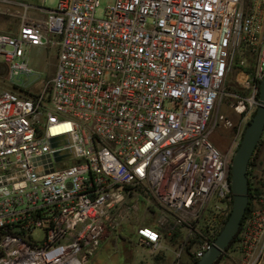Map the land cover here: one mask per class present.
Wrapping results in <instances>:
<instances>
[{
	"label": "built area",
	"instance_id": "2783aa9c",
	"mask_svg": "<svg viewBox=\"0 0 264 264\" xmlns=\"http://www.w3.org/2000/svg\"><path fill=\"white\" fill-rule=\"evenodd\" d=\"M98 5L57 0L0 32L17 86L34 74L30 50L57 46L37 95L0 88V264H87L140 207L151 223L133 226L138 243L175 235L198 259L231 210L234 150L210 140L212 115L228 75L250 93L236 110L258 105L264 0H113L96 17ZM63 134L70 141L52 147ZM243 231L250 255H264V207Z\"/></svg>",
	"mask_w": 264,
	"mask_h": 264
},
{
	"label": "rangeland",
	"instance_id": "374dc122",
	"mask_svg": "<svg viewBox=\"0 0 264 264\" xmlns=\"http://www.w3.org/2000/svg\"><path fill=\"white\" fill-rule=\"evenodd\" d=\"M20 1L49 8H55L57 4V0ZM112 2L113 0H99L96 17H101L104 7ZM0 7H4L1 2ZM16 8L19 7L16 6ZM8 19L9 18L5 20L7 22L5 24H8L7 26L11 28L4 29L1 33H13L9 32V30H14L15 27L11 25V20L9 21ZM29 55V65L33 68L34 74L30 77H20L18 81L21 82V84L18 86L8 82L6 79L7 67L0 63V88H10L17 91L19 95L25 97H33L41 91V81L48 80L55 72L57 46L50 44L47 47L32 48ZM222 90L223 92L212 115V122H216L214 125L212 123L209 138L221 151L226 152L228 150H234L235 152L242 136L241 130L244 129L256 108L252 112H245L248 118H245V113L241 114L236 110L239 96L247 97L250 94L247 90L243 89L237 80L236 74L227 76L223 83ZM220 116L223 118H220ZM226 120L230 121L231 125L227 124ZM250 172L251 181L253 183L256 182L260 188L259 192H255L257 198L252 199L251 207L252 210L254 208L262 209L264 207V132L258 142L254 157L252 158ZM150 223L151 220L145 216L141 207L137 213L134 211L126 213L121 231L125 233V237L128 238L129 242L127 240L123 241L121 238L103 240L98 249L99 251H96V255L90 259L91 261L89 264H128L129 260L124 249H139L133 237L135 234L131 232L133 226ZM35 235L36 237H40L41 233L36 232ZM239 237L240 240L233 243L216 264H264V255H259L257 258H254L250 255L252 249H248V246L244 247V242H242L245 238L244 231L239 234ZM123 243L125 244L123 245ZM191 250L182 249V252L188 254V261L186 262L183 259H178L175 264H190L192 260Z\"/></svg>",
	"mask_w": 264,
	"mask_h": 264
},
{
	"label": "water",
	"instance_id": "95a60500",
	"mask_svg": "<svg viewBox=\"0 0 264 264\" xmlns=\"http://www.w3.org/2000/svg\"><path fill=\"white\" fill-rule=\"evenodd\" d=\"M264 132V75L259 83L258 105L250 120L244 127L240 142L232 157L230 167V186L232 191V206L229 215L218 235L203 255L194 264H215L225 252L235 235L238 233L245 214L248 197V162ZM52 147L66 144L70 141L69 134L51 137ZM73 155V150L68 148L53 153L55 160H60Z\"/></svg>",
	"mask_w": 264,
	"mask_h": 264
},
{
	"label": "crops",
	"instance_id": "0c3cea01",
	"mask_svg": "<svg viewBox=\"0 0 264 264\" xmlns=\"http://www.w3.org/2000/svg\"><path fill=\"white\" fill-rule=\"evenodd\" d=\"M2 6L0 7V32L4 31V29H10L11 27L7 26L5 20H11V25L15 27L14 30H9V32L15 33L20 25V21L22 17H31L34 19H42L45 17V10L40 8H49L40 5L30 4L33 7L25 10L22 5L18 2L26 3L25 1L20 0H0ZM18 6L19 8H16ZM15 25V26H14ZM8 32V30H7ZM12 34V33H11ZM136 240V235L133 236ZM109 238H113V240L117 238L123 239V241H128V238L125 237V233L123 231L120 232L118 237H114L112 234H106L104 240H108ZM129 242V241H128ZM125 243H123L124 245ZM137 247L139 249H124L128 257V264H175L178 259H183L186 262L188 261V254L186 252L179 251L178 244L179 238L175 235H168L161 238L158 248L152 249L150 246L142 245L137 242ZM99 251V250H98ZM97 251V252H98ZM141 251V252H139ZM93 257L96 255V253ZM92 257V258H93ZM91 261V260H90ZM89 261V262H90ZM89 262L87 264H89Z\"/></svg>",
	"mask_w": 264,
	"mask_h": 264
},
{
	"label": "trees",
	"instance_id": "16d2710c",
	"mask_svg": "<svg viewBox=\"0 0 264 264\" xmlns=\"http://www.w3.org/2000/svg\"><path fill=\"white\" fill-rule=\"evenodd\" d=\"M259 92V91H258ZM257 98H258V93H257ZM258 145V144H257ZM257 147V146H256ZM256 147H255V150H256ZM255 150L253 152V154L251 155L250 159H249V162H248V168H247V179H248V197H249V201H248V205H247V208H246V211H245V214L243 216V219H242V223H241V226L239 228V231L238 233L235 235V237L233 238V240L231 241V243L228 245V247L226 248L225 251H227L229 249V247L235 243V242H238L240 240V237H239V233L241 232V229H242V226L246 220V218L250 215V212L252 210V197H253V192H259L260 191V188L258 187V185L254 184V186H252L253 182L251 181V177H250V166L252 164V158L254 157V153H255ZM224 254V253H223ZM222 254V255H223ZM192 255V254H191ZM221 255V256H222ZM221 256L219 257V259L216 261V263L221 259ZM196 258L194 256H192V260H191V263L190 264H194L196 262ZM215 263V264H216Z\"/></svg>",
	"mask_w": 264,
	"mask_h": 264
},
{
	"label": "bare ground",
	"instance_id": "6f19581e",
	"mask_svg": "<svg viewBox=\"0 0 264 264\" xmlns=\"http://www.w3.org/2000/svg\"><path fill=\"white\" fill-rule=\"evenodd\" d=\"M59 128H62V126H59V127L55 128V129H59Z\"/></svg>",
	"mask_w": 264,
	"mask_h": 264
}]
</instances>
